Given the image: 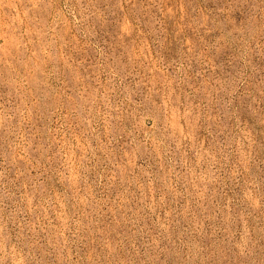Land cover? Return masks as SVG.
Segmentation results:
<instances>
[{"label": "rangeland", "instance_id": "obj_1", "mask_svg": "<svg viewBox=\"0 0 264 264\" xmlns=\"http://www.w3.org/2000/svg\"><path fill=\"white\" fill-rule=\"evenodd\" d=\"M0 264H264V0H0Z\"/></svg>", "mask_w": 264, "mask_h": 264}]
</instances>
